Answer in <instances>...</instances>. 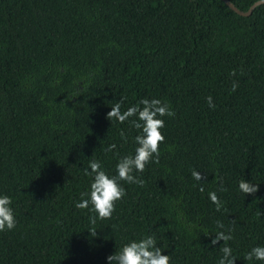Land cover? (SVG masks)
Returning a JSON list of instances; mask_svg holds the SVG:
<instances>
[{
  "label": "trees",
  "instance_id": "16d2710c",
  "mask_svg": "<svg viewBox=\"0 0 264 264\" xmlns=\"http://www.w3.org/2000/svg\"><path fill=\"white\" fill-rule=\"evenodd\" d=\"M229 1L247 12L260 0ZM121 98L122 112L157 98L175 115L160 117L159 162L135 173L143 186L121 181L127 194L92 237L97 214L75 207L84 170L99 160L117 175L141 134L136 117L106 118ZM242 179L259 184L255 196ZM4 194L17 224L0 232V264H109L149 235L171 264H218L223 242L211 240L229 230L235 264H264L244 259L264 246V4L244 17L222 0H0Z\"/></svg>",
  "mask_w": 264,
  "mask_h": 264
},
{
  "label": "clouds",
  "instance_id": "9594fccd",
  "mask_svg": "<svg viewBox=\"0 0 264 264\" xmlns=\"http://www.w3.org/2000/svg\"><path fill=\"white\" fill-rule=\"evenodd\" d=\"M231 75H236L235 70L232 71ZM238 87V81H233L231 90L234 92ZM206 102L210 108L215 109L216 105L213 103L211 96L206 97ZM122 103L123 98L111 107V110L106 114V118L110 121L115 119L123 124L129 118L136 117L130 122L134 128L140 130L141 134L136 135L134 138L137 144L135 153L120 157L116 163L117 175L109 176L99 160H91L89 168L84 170V174L91 176L92 181L89 191L81 192V199L75 203V207L82 210L89 209L97 214L89 218L93 227L87 231L92 237H97L98 235L94 227L97 218L100 220L111 219L116 210L117 201L122 200L127 194L126 189L120 182L143 186L144 181L137 177L135 173H143L147 165L159 162L160 145L165 141V136L161 131L165 127V121L160 117H173L175 115V112L168 104L157 98L151 100L142 99L139 103L143 107L134 105L123 112L121 111ZM121 136H125L123 131ZM115 148V144H110L105 149V152H111ZM193 177L197 180L205 179L201 173L195 170L193 171ZM238 187L245 195L255 196V193L259 191V184H253L245 179L239 181ZM200 191L203 192L204 188L201 187ZM219 191H227L222 182ZM208 196L215 205L216 211L219 212L222 209L227 211L224 208V202L215 191L209 192ZM11 205L12 198L10 196L6 194L0 195V232L12 230L16 227L17 220ZM90 205L91 208H89ZM217 228L223 229L224 224L221 221H217ZM232 239L233 236L231 230H229L228 232L218 231L211 240V245H220V242H223V247L220 249L222 255L218 264H235L237 258L233 255L232 248L228 244V241ZM244 259L246 261L254 259L264 261V246L251 248ZM107 260L109 264H171L170 255L163 254L161 247L157 246L155 237L151 235L139 240L129 241L119 251L108 255Z\"/></svg>",
  "mask_w": 264,
  "mask_h": 264
},
{
  "label": "water",
  "instance_id": "95a60500",
  "mask_svg": "<svg viewBox=\"0 0 264 264\" xmlns=\"http://www.w3.org/2000/svg\"><path fill=\"white\" fill-rule=\"evenodd\" d=\"M231 10H233L235 13H237L240 16H250L252 14V12L254 11V9L262 4H264V0H260L257 1L256 3H254L250 9L247 12H243L241 10H239L231 1L229 0H222Z\"/></svg>",
  "mask_w": 264,
  "mask_h": 264
}]
</instances>
